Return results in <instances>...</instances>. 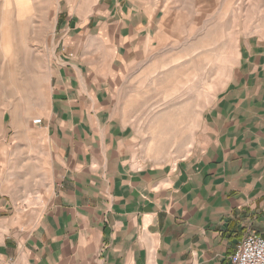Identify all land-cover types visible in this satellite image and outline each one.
I'll use <instances>...</instances> for the list:
<instances>
[{"label": "crops", "instance_id": "crops-1", "mask_svg": "<svg viewBox=\"0 0 264 264\" xmlns=\"http://www.w3.org/2000/svg\"><path fill=\"white\" fill-rule=\"evenodd\" d=\"M86 3L59 7L40 124L23 113L0 146V264H230L237 241L264 235V40H237L194 147L156 165L119 100L162 47L161 16ZM28 193L38 204L19 210Z\"/></svg>", "mask_w": 264, "mask_h": 264}, {"label": "rangeland", "instance_id": "rangeland-1", "mask_svg": "<svg viewBox=\"0 0 264 264\" xmlns=\"http://www.w3.org/2000/svg\"><path fill=\"white\" fill-rule=\"evenodd\" d=\"M65 1L0 0V146L8 151L12 121L20 127L25 112L31 126L40 119L53 28ZM87 1L93 0H69L78 16ZM135 1L161 16L163 41L153 49L149 73L134 74L119 103L127 120L136 122L139 156L161 165L194 147L201 114L229 77L237 40L249 35L264 40V0ZM37 196H22L16 207L38 204Z\"/></svg>", "mask_w": 264, "mask_h": 264}, {"label": "built area", "instance_id": "built-area-1", "mask_svg": "<svg viewBox=\"0 0 264 264\" xmlns=\"http://www.w3.org/2000/svg\"><path fill=\"white\" fill-rule=\"evenodd\" d=\"M33 124H40V119ZM229 257L230 264H264V235L249 234L237 241ZM3 264H12L6 261Z\"/></svg>", "mask_w": 264, "mask_h": 264}, {"label": "bare ground", "instance_id": "bare-ground-1", "mask_svg": "<svg viewBox=\"0 0 264 264\" xmlns=\"http://www.w3.org/2000/svg\"><path fill=\"white\" fill-rule=\"evenodd\" d=\"M162 128V127H161Z\"/></svg>", "mask_w": 264, "mask_h": 264}]
</instances>
